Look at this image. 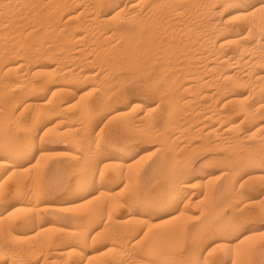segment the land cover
Wrapping results in <instances>:
<instances>
[{
    "label": "bare ground",
    "instance_id": "bare-ground-1",
    "mask_svg": "<svg viewBox=\"0 0 264 264\" xmlns=\"http://www.w3.org/2000/svg\"><path fill=\"white\" fill-rule=\"evenodd\" d=\"M74 5L80 8L75 9ZM186 14H190L189 18L183 19ZM120 17L122 24L118 23ZM115 22L119 25L109 30L107 25ZM87 53L93 56L86 57ZM47 59L56 60V65L43 64L42 60ZM69 59L73 63L85 60L81 64L86 67L96 60L102 67L106 61L111 73L120 69L142 72L151 69L156 72L155 80L169 78V89L162 94L158 91L162 99L157 104L158 107L164 104L167 109L164 129L159 130L162 131L159 135L164 149L167 148L161 168L169 170L160 179L157 177L156 184L152 176L158 171L157 166L137 170V175H145L143 190L150 191L148 197H134L132 201L119 199V193L114 190L118 184H113L126 179L124 189L130 190L129 182L133 180L127 175L131 170L128 160L133 150L119 156L108 144L103 147V143L96 141L110 123L126 113L110 107L109 80L105 78L111 74L108 72L104 78L102 69L94 70L95 65L92 68L91 64L92 69L85 67L77 72L76 67L65 64ZM0 79V130L14 124L22 133L14 137L6 134L11 132L9 128L5 136L0 131L4 136L0 137V264H210L218 250L222 251L216 252L221 253L219 259L228 261L227 264H264V242L244 246L243 241L235 243L228 236L241 228L240 223L229 230L226 224L225 229L216 231L220 236L213 246L218 244L205 255L207 244H203L205 236L202 238L201 234L196 235L198 239H194L187 254L176 249L179 254H175L171 249L185 233L184 227L174 226L158 234V239L153 238L152 230L158 227L154 226L155 217L161 220L166 212L179 214L178 219L182 215L187 217L198 208L204 209L201 204L205 200L221 193L230 203L238 201L241 185L235 183V177L239 174L252 171L253 179L264 186L262 0H0ZM82 82L88 83V87L81 91L74 88ZM94 90L101 91L102 96L92 103L86 102ZM74 102L80 106L77 114L68 117L64 114L60 118L61 127L41 131V139L51 132L54 139L65 143L66 153H63L69 161L62 170L67 177L64 187L57 191L65 194L66 199L51 200L56 190L45 188L42 181L45 174L41 173L43 179L33 176L27 182L30 173L25 166L36 152L39 154L37 169L39 162L43 165L41 161L51 153L46 154L48 149L43 151L41 147L37 150L38 127L52 113L66 112ZM149 111L138 120H146ZM128 121L115 129L129 130L132 123ZM197 138L204 149L225 151L223 157L209 159L217 165L216 171H202L207 161L196 171L191 165L174 166L179 161L175 163L179 150L189 152ZM182 140H185L183 144ZM111 166L116 170L112 168L114 172L110 175ZM215 173L221 182L210 186ZM195 185L204 186V195L200 192L204 198L195 193ZM99 200V205L89 207ZM69 203L89 210L76 219L58 214L55 218L48 216V211L61 212ZM257 206L256 213L263 218L264 199ZM107 209L110 220L114 210L128 212L114 216L113 224L108 220L97 230V222ZM145 242L148 243L144 247ZM17 243L24 246L19 247ZM141 247V256L125 254L127 248Z\"/></svg>",
    "mask_w": 264,
    "mask_h": 264
},
{
    "label": "rangeland",
    "instance_id": "rangeland-1",
    "mask_svg": "<svg viewBox=\"0 0 264 264\" xmlns=\"http://www.w3.org/2000/svg\"><path fill=\"white\" fill-rule=\"evenodd\" d=\"M73 8L77 9V8H80V6H75ZM125 15H127V14H125ZM188 15L190 16V14L183 15L184 16L183 19L189 18V17H187ZM122 17H125V16H122ZM122 17H120L121 19L118 21L119 24H122L123 23ZM119 24H117V22H115V25H114V23H112V25H111L112 27L110 26V24L107 25V27L110 30V29H113L114 26H117ZM87 55L88 56H86V57H92L93 56V55L91 56V53L90 54L87 53ZM54 59L53 60L51 59L52 62H53V64H52V62H51L50 59L42 60V63L45 61L43 64L55 66L56 65V63H55L56 60H54ZM82 59H85V56H83ZM81 61H85V60H77V61L75 60L74 63H73V61H71L69 59V60H67V62L64 60L63 64L66 62L65 64L72 65L73 67H76L77 72H80V71H82V69L85 70V67H86V65H84L83 63L81 64ZM90 61H92V60H90ZM96 61L93 64L90 63L91 65H93L92 68L94 67V65H95V67L97 66V68H95V67L93 68L94 70L96 69V70L100 71L102 69L101 72H104V78H105V75H109V74H111L113 76V77H111V75H109L108 76L109 78L107 76L105 78L106 80H109L110 83H111L110 84L109 81H108V84H107V86H108L107 87V93L109 92V94H107V98L110 100V107L113 110L115 108L114 111H120L122 113L123 112L124 113L125 112L127 113V114L125 113V115L123 116V118L122 117L121 118H117V119H115L116 121L114 120L112 123H110L109 127L107 126L106 127L107 129L105 128L103 130L102 136L99 138V140H96V141L100 142L101 144L103 143V145H102L103 147H106V146L109 145L108 148L111 149L112 152L118 154L119 156L122 155L127 150H129V151L133 150V151H131L132 154H129L130 155V158L128 160V164L131 165V170L129 171L130 174L128 173L127 175L129 177V180H133V181L129 182L130 187L128 189H130V190L124 189L126 187V184L127 183L125 181L126 180L125 177H123L125 180H123L121 178L120 179L121 181L120 180L117 181L118 183H115L114 182L113 186L115 184H118L117 186L115 185L116 187H114L115 193L116 192L119 193L118 194L119 195V199L120 200H123V201H128V200L129 201H132V199L134 197H143V198L144 197H148L150 195L149 194L150 191L143 190V185L145 183V178H144L145 175H143V177H142L141 174H138L137 175V173H138L137 170L140 171L141 169L150 167V165L151 166H157L158 171H156L155 174L152 176L153 177V180L155 181V184L159 181L158 178L160 179V177L163 176V174H165L169 170L168 168H166V169L161 168L162 160H163L164 156L167 155V148L164 149V145L162 143V139H160L161 137L159 135V134L162 133V131H163L162 129H164L163 128V126H164L163 123H164V118H165L164 116H166L165 114L167 113V111H166L167 109L165 108V105L164 104L162 106H160V107L157 106V104L160 103L159 101L162 99V96H160V95L162 93H165L166 89H169V85L167 84L169 82L168 81L169 78H167L166 80H155L154 77H155V73L156 72L154 73V71L151 70V69H149L148 72H142V71H139V70H137L138 71L137 72V71H134V70H131V69H120L119 71L118 70H116V71L113 70L114 71V75H113V71H112V73L109 72V70H110L109 69L110 67H108L110 65L109 63H107L106 61H104V64H102L103 61L100 60V62H102L101 63L102 64V67H100L101 65L98 62L99 60L97 62ZM105 63L109 64V65L106 64L107 65V69H106ZM90 64L86 67L87 70L88 69H92L91 66H90ZM82 65H84V67ZM98 66H99V68H98ZM108 72H109V74H108ZM101 75L103 77V74L102 73H101ZM0 82L2 84L1 79H0ZM152 85H153V88H152ZM87 87H88V83H86V82H82V83L77 84V85L74 86L75 89H78L80 91L81 90H84ZM148 89L153 90V91H150ZM159 90H161V91H159ZM158 91L161 93L160 95H158V93H159ZM94 92H95V90H94ZM98 92H99V94H98ZM92 93L93 92H91V94ZM100 93H102V92L101 91H96L92 95L90 94L89 97L86 98V102L92 103L95 100L99 99L100 96H102ZM48 98H49V96L47 94L46 100ZM0 103H2V100L1 99H0ZM74 103H72V106L75 107V108H73L72 106H70V108H69L70 110L68 109V110H66V112H61V114H58L57 113L58 115H55V113L54 114L52 113L51 114L52 117L51 116L47 117L46 120L43 121V123L38 127L40 129H38L37 132H36V135H35L36 136L35 137L36 138L35 139V146L37 147V150L40 149V147H41V149H43V151H46V149H48L47 150L48 152L46 154H50L51 153V154H54V155H51L50 154V155H47V157L45 155L43 161H41L43 163V165L39 162L40 165H39V167L37 169L38 164L36 165V163L38 162L37 159H38V155L39 154H38V152H36V153H34L35 155L33 154V156L29 159L30 161L28 160V162H27V164L25 166V170L26 171L28 170L29 173H30V176L29 177L26 176V177L29 178L27 180V182L28 181L29 182L32 181L33 176H37L39 178L41 177L43 179V176H41V173H43V175L45 174V177H44L45 180H42L43 181V184L45 183L44 184L45 188L52 189V190H56V193L54 195L50 196L51 200L52 199H58V198L59 199L60 198L66 199L65 198L66 197L65 194H61V192H57V191L62 190L63 187H64V182L66 181L67 177H66V174H64L65 172L62 171V170L64 169L65 165H67L69 163V161L64 156V153H66V151L64 150L65 143L62 140L59 141L58 139H54L52 137L53 134L51 132L45 138H42L41 139V136L43 134L42 132H46V129L49 131L51 129V127L53 128V127H56L57 125H58V127H61L62 125H60V123H61L62 119H60V118L65 117V115L68 117L71 114H73V115L77 114L78 109H79L80 106H76V102H74ZM134 103L137 106L134 107V105H133ZM21 104H22V102H21ZM20 105H19V107L22 106V105L21 106ZM139 105H141V106L139 107ZM197 105H196V107H197ZM121 106H122V108H121ZM71 107H72V109H71ZM154 107H155V109L158 108L159 110H157V111L156 110H153L151 112V108L154 109ZM142 109H144L145 113H143V110ZM148 109L150 110L149 112H151V113L148 114L147 117L149 119H151V120L149 121V119L147 118L148 120L147 119L146 120L145 119L144 120L143 119H141V120L139 119L140 120L139 121L138 118L139 117L141 118V117L145 116ZM184 110H186V107H185ZM62 113H63V115H62ZM142 113H143V115H142ZM53 115H55V116H53ZM22 117H24V115ZM132 118L134 119V121L135 120L136 121L134 122ZM130 119H132V120L130 121ZM137 120L140 123H138ZM123 121H128V122H130V124L132 123L133 125L132 124L129 125V126H131V127H128L129 130L126 129L124 131H118L117 129H115V126L117 128L118 124L122 123ZM147 121H149V122L147 123ZM141 124H144V125L142 126ZM150 124H151V126H150ZM9 126H7V128L5 130H4V128H2V130H0V131H2L1 134H3L4 136L6 134L7 135L10 134V135H12L14 137H16L18 135L19 136L22 135L21 131L18 130L17 127L14 124H10ZM136 126H137V128H136ZM49 127H50V129H49ZM8 128L10 129L11 132H7V131H9ZM159 130H162V131H159ZM4 132L6 134H4ZM157 134H158V136H157ZM147 135H149V136L147 137ZM4 136L0 135V137H3V138H4ZM51 137L53 139H51ZM186 141H187V139H186ZM200 141L201 140L199 138L193 140V143H192L193 146L191 145L192 147L189 148V152H187V153L179 150L178 155L176 156V158L179 157V159L177 158L175 160L176 161L175 163H177V161L179 160L178 163H177L178 165L176 164L174 166L175 167H181L182 165H184V166L185 165H191L194 168V171H196L198 169V167L202 164V162L207 161V163L206 162L203 163L204 166L202 167V171H207V173H208V171L212 172L213 169L215 170L216 167H217V165L214 164V163H212L211 161L209 162V159L212 160V159H216V158H219V157H223L225 155L224 154L225 151H223L221 149H215L214 150V148H208V149L205 148L204 149L202 146L200 147ZM181 142H182L181 144H183L185 142V140H182ZM105 144H108V145L105 146ZM161 144L163 146H160ZM176 144L177 143H173L172 146H176ZM194 146H197V150H196V148ZM51 148H52V151H51ZM131 148H133V149H131ZM53 150H55V151H53ZM190 150H194V151L190 152ZM62 153H63V155H62ZM184 153L185 154H188V155H185ZM131 155L134 157V159H133V157ZM135 155H136V157H135ZM181 160L183 161V163H182ZM155 162H157V163H155ZM131 163L132 164L135 163V165L133 166ZM153 163H155V164H153ZM187 163H189V164H187ZM212 164H214V165L212 166ZM205 165H207V166H205ZM112 168H114L113 169L114 171L116 170V168L113 167V166L109 167L108 174L111 172L110 175L112 174V172H114L112 170ZM203 168L206 169V170H204ZM29 173L26 172V174H29ZM248 173L245 172V173H242L243 175L242 174H239V175H237L235 177V183L236 184L238 183L237 184L238 186L241 185L239 187L240 189L238 190L239 192H241V197L237 198L240 201L239 200L238 201H231V203H230L228 197L225 196L223 193H221L219 195H216V197H214V198H211L210 197L209 199L205 200V204L204 203L201 204L202 207L204 206L203 208L206 209V211L204 209H202V208H198V211L194 210V212H192L189 215L190 217L189 216L186 217L185 215H182V218L179 217L180 219H178V216L177 215H179V214H172L171 215V214H169L171 212H166L165 215H163L165 218L162 217L161 220H159L158 217H155L154 218V221H153L154 224H155L154 226H157L158 225V227L152 229L154 231V233L152 231L153 238L154 239H158L159 238L158 234L161 235L162 232L169 231V230L177 227L178 225H181V226L184 227V229H185L184 232L185 233H183V235L181 237L179 236V239L178 238L176 239V241L178 240L179 243L177 241L175 243L176 246H174V248L171 249V251H173V253H175V254H179V253H181V254H187L191 250V248H192L191 246H193V242H195V240L198 239L197 236L200 237L202 235L201 236L202 238L204 236L206 237V238L204 237L205 239L203 238V244L204 245L207 244L206 245V249H205L206 251L204 250V255H205L207 251H209L210 249H212L214 246H216L218 244V243L217 244L215 243L214 246H213L214 241L217 242V240H218V238L220 236L219 234L215 233L216 231L219 233L220 230H222L223 228L225 229L226 227L224 225H226V224H227V228L229 230V228L231 226H234V224L236 225V224H239L240 223L239 225H240L241 228L239 230H237V231L231 232L230 233L231 235L230 234L228 235V236H230V238L233 239V241L235 243H239V242L243 241L244 242L243 243L244 246H247V245L252 244V243H262V242H264V217L262 218L261 216H258L257 213H256L258 211L257 203L259 201H261V200L264 199V188H263L264 186L262 185L263 183H261V181L259 182V181L253 179L254 174L252 173V171H250ZM39 174H40V176H39ZM218 175H219L218 173H215L214 174V176H213L214 182L212 181V183H210L211 184L210 186H213L214 184H217V183L221 182L220 179H219V182H218V178H219ZM216 178H217V180L215 182V179ZM39 180L41 181V179H39ZM237 180H238V182H237ZM254 183H255V185H254ZM199 186L200 187H198V185H195L194 186L195 187V190H197V191H195V193H197V192H199V193L200 192L201 193L202 192L205 193V190L206 189H203L204 186H201V185H199ZM196 188H198V189H196ZM200 188H202L203 190L198 191V190H200ZM241 189H243V190H241ZM203 195H202V197H203ZM255 196H256V198H254ZM121 197H123V198H121ZM245 199L246 200L249 199V200L246 201ZM226 200H228V201L226 202ZM100 201L101 200L96 201V202H99V203H97V204L93 203L89 207L92 208V207H95V206L99 205L100 204ZM103 201L104 200H102L101 203H103ZM228 202H229V204L231 206H229ZM233 202H235V203H233ZM210 203H211V206H210ZM246 204H247V206H245ZM248 204H250V205H248ZM89 207H84V208L81 207L80 208V207H76L75 204L69 203V204H67V206L66 205L63 206V208H62L63 211L61 210V212H53V211L51 212V211H48V216L51 217V218H55L56 217V214H58V215L65 216V217H68V218H75L76 219L79 216L83 215V212L85 213V211L89 210ZM236 209H238V210H236ZM255 209H256V211H255ZM81 210H82V212H81ZM201 210H203L202 211V214H201ZM234 210H235V213H234ZM105 211H106V213L105 212H104L105 214L103 213L104 216L102 215L101 218H100V221L97 222L98 224L96 223L97 224L96 225L97 226V228H96L97 230H100L101 228H103L104 225L107 223L106 221L110 220L109 219V216L107 215L108 209L105 210ZM204 211L207 214L203 213ZM209 211H210L211 214L209 213ZM126 212H128L126 209L119 210V211L118 210H114V212L112 211L113 214H110L111 212L110 213L108 212L111 215V217H110L111 220L110 221L112 223L109 221L110 224H113V222H114L113 220H114L115 217H117L118 215H119L118 217H120V215H123ZM151 214H154L155 216L158 215L155 212H151ZM208 214H210L211 216H209ZM174 215H176V218L174 217ZM112 216H113V218H112ZM174 219H176V220H174ZM167 220H169V222ZM170 220H171V223H170ZM164 221H165V224L162 223ZM160 223H162L163 225L160 224ZM110 224H109V227L113 226V225H110ZM134 224L137 225L138 223H134ZM159 224H160V226H159ZM98 225H100V226H98ZM215 228H216V230L214 231ZM200 231H201V233H200ZM208 231L209 232L210 231H213V232L212 233L210 232V235H209V232ZM158 232H160V233H158ZM205 232H207L208 234L205 233ZM232 234H233V236H232ZM150 239H148V240H150ZM148 242H150V241H148ZM148 242H145L143 246L145 247L146 246V243H148ZM177 243H178V246H180V245L181 246L178 247L177 246ZM17 244H18L19 247H23L24 246L23 243H17ZM129 248H127L125 254L126 255H130L131 254L130 255L131 257L132 256L133 257L134 256H137L138 257L139 255L141 256V253L143 252V247H141L140 249L139 248L138 249H129ZM175 249L176 250H179L180 252L179 251L175 252ZM220 251L218 250L216 252H220ZM215 253L213 254V257L210 259V261L212 260L210 264H227L228 263V261L225 262V261H221L219 259V255L221 253H219V254L218 253L215 254ZM260 257H261V255H260ZM260 257L258 255V258H260ZM254 261H255V259H254ZM70 262H72V261H70Z\"/></svg>",
    "mask_w": 264,
    "mask_h": 264
},
{
    "label": "snow or ice",
    "instance_id": "snow-or-ice-1",
    "mask_svg": "<svg viewBox=\"0 0 264 264\" xmlns=\"http://www.w3.org/2000/svg\"><path fill=\"white\" fill-rule=\"evenodd\" d=\"M262 3H264V0H262Z\"/></svg>",
    "mask_w": 264,
    "mask_h": 264
}]
</instances>
